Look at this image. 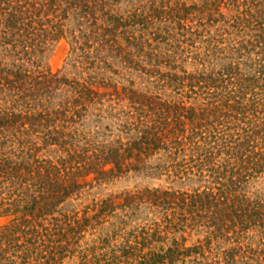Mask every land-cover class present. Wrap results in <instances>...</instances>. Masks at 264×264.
Segmentation results:
<instances>
[{"label": "trees", "instance_id": "16d2710c", "mask_svg": "<svg viewBox=\"0 0 264 264\" xmlns=\"http://www.w3.org/2000/svg\"><path fill=\"white\" fill-rule=\"evenodd\" d=\"M119 1L0 0V43L6 52L0 58V217L9 218L0 227V264H64L74 252L73 240L83 231L84 219L74 214L59 217L58 208L91 181L144 169L149 159L161 154L168 157L171 163L167 169L171 167L175 175L196 171L218 185L190 195L159 189L149 192L153 205L165 206V227L182 219L183 228L188 218L178 209L191 204L189 213H197L193 220L210 228L215 239H235L237 246L223 253L222 262L237 264L240 249L245 264H264V247L253 249L241 241H247L245 233L250 229H259L264 246V198L253 200L241 194L245 177L264 172V1L262 6L248 0L243 4L239 14L246 15L243 20L247 24L242 25L246 30L239 31H244V36L223 47L221 54L227 51L228 56L221 58V68L189 76L187 87L196 100L202 99L197 106L131 90L129 101L136 115L130 118L136 121L132 123L136 136L97 145L76 128L69 129L78 121L74 116H79V110L73 109L69 119L60 118L70 109L67 101H56L66 78L42 71L39 65L31 68L24 58L8 61L7 53H11L7 47L25 58L43 52L47 44L66 36L65 21L69 19L78 25L90 21L99 30L105 26L107 35L119 27L125 34L131 24L127 42L144 46L150 39H145L141 30L153 29L151 33L157 35L153 39L166 33L154 20L169 18L184 25L191 11L184 6L179 11L184 12L182 16L170 17V11L153 4L147 14H131L128 23L126 18L111 14L112 4ZM135 27H140L139 38L134 36ZM95 84L91 78L84 84L75 82L74 88L83 86L73 105L95 103L99 98ZM216 164L221 169L217 170ZM141 196L130 192L115 195L100 201L96 208L102 214L129 209L131 214L124 217L131 218L139 199H144ZM157 225L127 235L124 232V241L113 248L107 242L97 251L91 247L82 253L78 264H208L211 257L221 264L219 253L213 254L212 238L187 248L163 235ZM116 232L106 239L108 243L119 235Z\"/></svg>", "mask_w": 264, "mask_h": 264}, {"label": "rangeland", "instance_id": "374dc122", "mask_svg": "<svg viewBox=\"0 0 264 264\" xmlns=\"http://www.w3.org/2000/svg\"><path fill=\"white\" fill-rule=\"evenodd\" d=\"M263 1L248 0L249 3L253 2L254 6H262ZM245 2L246 0H120L112 4L111 14L126 18L128 23L131 22L129 18L131 14L135 12L147 14L153 4L165 8L164 11H170V17L182 16L184 12L179 11L184 6L191 11L183 20L184 25L169 18L154 20V25L161 26L166 33L161 32L162 38L153 39L157 36L151 33L153 29L141 30L145 39L149 37L150 41L138 47L130 43L132 40L127 42L130 36L127 31L133 30L131 24H128L129 28L125 34H123L124 28L119 27L122 35L119 34V28L117 31L112 29L107 35L108 30H103L105 26L99 30V26L90 24V21L84 20V24L78 25L75 19H69L65 21L66 36L47 44L43 52L38 51L25 58L22 55H15L12 47L8 46L11 55L7 53V60L17 61L19 58H24V63H28L31 68H37L36 65H39L38 68L42 71L66 78V84L58 91L61 97L56 101H67L70 107L66 115L60 118L69 119L73 116V109L79 110V116H74L78 121L75 124L69 123L73 124L69 129L76 128L86 140L97 145H110L117 140L125 142L130 137L136 136L132 124H136V121L130 118V115H136L129 101L131 90L161 96L170 101H182L187 106H197L198 102L202 101L201 98L196 100V94L187 87L191 81L189 76L197 77L201 71L210 73L212 69L221 68V58L227 53L225 51L223 55L221 54L223 47H227L230 42L233 44L234 40H240L244 36V31L239 30H246L242 27L247 24L243 20L246 15L239 13L244 9ZM100 8L98 6L99 10ZM168 8H177V10ZM105 9L109 7L106 6ZM98 16H102L101 12H98ZM101 23L102 21H99V25ZM139 29L140 27L134 28V36L138 38L142 35ZM4 47L0 43V58L6 54ZM141 47L144 49H138ZM154 72L156 73L152 74ZM90 78L96 82L95 87L99 91L98 100L90 105L84 101L78 106L73 105L76 97L79 96L78 90L83 86L74 88L75 82L84 84ZM260 122L261 120L257 121L258 124ZM57 123L61 125L62 121ZM170 163L164 154L154 156L148 160L144 169L131 170L121 176H110L106 180L91 181L92 183L85 186L82 192L62 204L58 208L59 217L62 216L60 214H74L76 218L84 219L83 231L78 234V239L73 240L74 252L64 264H78L82 253L88 252L91 247H97L95 250L97 251L107 242L111 245L110 248H113L124 241L122 237L124 232L127 235L130 231L141 230L143 227L155 229L156 223L159 229L164 230L163 235L169 236L170 240L176 239L184 243L187 248L193 247L199 241L205 242L212 238L213 254L219 253L221 264H225L222 262L223 253H228L237 246L233 243L235 239H215L210 233V228L202 225V222L193 220L197 219V213L195 211L189 213V210H193L191 204L179 206L178 210L182 217L188 218L183 228H180L183 225L182 219H176L165 227L163 211L165 206H156L150 202L149 192L156 189L187 192L190 195L196 190L202 192L218 187L215 183L210 184L207 178L200 177L196 171L187 176H177L170 170L171 167L167 169ZM157 166H161V169ZM215 168L221 169L217 164ZM260 173L259 176L244 178L242 183L244 188L241 186L242 195L253 200L264 198V172ZM236 179L240 180L239 177ZM228 180L229 175L223 179L224 182ZM128 192L143 195L141 197L144 198L139 199L138 209L131 218L124 217L125 214H131L132 211L129 209H115L102 214L100 209L96 208L100 201ZM86 218L88 221L85 220ZM200 219L202 220V217ZM8 220L7 217H0V227ZM123 220L128 223L126 226L123 225ZM175 224L177 226H174ZM122 227L124 229L119 231ZM114 231L119 235L108 243L106 239H112ZM259 231V229H250L244 232L248 238L247 241L241 239L242 244L248 243L253 249L263 248ZM231 234L233 233L229 234L230 237ZM240 253L239 249L236 254L237 264H245V258L239 257ZM207 262L217 264L212 257ZM87 263L92 264L91 261Z\"/></svg>", "mask_w": 264, "mask_h": 264}]
</instances>
